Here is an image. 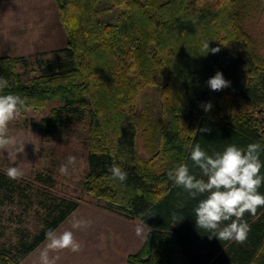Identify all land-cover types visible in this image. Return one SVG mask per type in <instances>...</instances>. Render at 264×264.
<instances>
[{"label": "trees", "instance_id": "16d2710c", "mask_svg": "<svg viewBox=\"0 0 264 264\" xmlns=\"http://www.w3.org/2000/svg\"><path fill=\"white\" fill-rule=\"evenodd\" d=\"M256 1L54 0L65 43L37 61V76L21 81L15 66L26 60L0 57V77L8 81L0 95L27 98L24 109L58 102L35 124L41 134L63 136L86 120L80 189L105 211L151 228L126 264H264V207L245 213L250 231L243 243L209 238L195 225L194 209L204 196L193 199L169 179L180 164L202 178L190 159L195 144L209 155L230 144L264 146V58L241 25ZM207 42L219 51L205 54ZM217 71L230 87L210 90L206 81ZM149 88L158 91L155 109L138 105ZM259 158L264 164V150ZM113 166L127 173L125 181L112 177ZM33 185L51 189L53 181L35 174L17 182L0 172V207L33 196L42 212L33 235L17 229L14 242L0 248V264L22 262L78 206L47 191L32 194ZM258 191L264 195V184ZM173 214L182 221L173 225Z\"/></svg>", "mask_w": 264, "mask_h": 264}, {"label": "rangeland", "instance_id": "374dc122", "mask_svg": "<svg viewBox=\"0 0 264 264\" xmlns=\"http://www.w3.org/2000/svg\"><path fill=\"white\" fill-rule=\"evenodd\" d=\"M256 4L257 1L253 2L251 7ZM241 25L252 38L257 52L264 58V0H260L256 10L242 19ZM64 43L65 33L54 0H0V57H22L26 60V66H15L21 81L26 82L37 76V61L50 59V52L62 48ZM158 99L156 89H145L139 95L138 105L155 109ZM58 106L57 101H52L42 110L26 108L15 121L10 122L9 134L25 144L23 152L17 155L12 151H0V172L6 174L9 167L20 168L24 175L16 181L23 183L30 181L35 174L49 175L53 181L51 189L33 185L30 192L39 194L47 191L53 196L76 201L78 206L70 220L84 215L85 219L91 217V220L96 221L94 214L89 213L88 217L85 211L91 208L92 211H101L103 203L92 199L80 189L88 154L86 120L72 125L63 136L44 135L35 127L41 118ZM136 149L143 154L139 137ZM68 156H74L76 164L69 166V174L65 176L59 169L66 163ZM36 203V198L32 196L29 201L17 200L12 205L0 207V248L14 242V231L17 229H24L29 236L39 229L42 212ZM108 215L114 216H111V222L99 219L94 225L82 229L86 232L79 240L82 243L80 252L73 253L65 249L56 251L57 255L54 256L55 253L50 251L49 256L55 258V264H125V256L134 253L144 238L135 233L139 222L125 220L109 212ZM70 220L65 221L68 222L67 226L72 227ZM62 224L55 233L61 231L64 227ZM71 231L75 232L76 229ZM48 242L47 238L19 264H39V255L45 250L43 245Z\"/></svg>", "mask_w": 264, "mask_h": 264}, {"label": "clouds", "instance_id": "9594fccd", "mask_svg": "<svg viewBox=\"0 0 264 264\" xmlns=\"http://www.w3.org/2000/svg\"><path fill=\"white\" fill-rule=\"evenodd\" d=\"M205 54H215L219 48H209L208 42L203 45ZM210 90L220 91L230 87V81L217 71L206 81ZM8 87V81L0 77V90ZM27 98L18 95H0V151H12L16 155L23 152L25 142L19 141L9 134V124L15 121L22 113ZM205 112L212 108L211 102L202 105ZM201 132L209 129L201 128ZM264 146L260 143H249L241 148L228 145L222 152L209 155L202 150L199 144L191 146L190 159L198 167L202 178L191 174L187 164H180L169 172V179L177 186L182 187L190 197L204 196L194 209L195 225L210 235L223 241L243 243L250 231L249 224L243 219L245 213L255 215L258 207H264V195L258 189L264 184V176L260 170V153ZM76 158L68 156L66 163L60 166V173L67 176L69 166H75ZM114 179L121 182L127 179V173L119 166L109 169ZM6 175L13 180L21 179L24 175L22 169L9 167ZM143 215V214H142ZM173 225L182 221L183 217L173 214ZM91 226L90 220L75 219L72 228H87ZM138 237L150 235L151 228L141 220L135 228ZM49 243L39 255V264H55V258L49 252L70 250L78 253L82 250V243L78 241L73 231L65 230L60 234L50 231Z\"/></svg>", "mask_w": 264, "mask_h": 264}, {"label": "crops", "instance_id": "0c3cea01", "mask_svg": "<svg viewBox=\"0 0 264 264\" xmlns=\"http://www.w3.org/2000/svg\"><path fill=\"white\" fill-rule=\"evenodd\" d=\"M76 209H77V208H76ZM76 209H75V210H76ZM92 209H93V208L86 210L85 213H88V214H86V215H88V217L90 216V214H94V215L96 216V217H95V218H96V221H95V220H91V219H90L91 217L85 219L86 216H84V215H82V216L79 217V218H74V219H71V220H70V217H72V215H74V211H75V210H74V211H73V212H72V213H71V214H70L65 220H66V221H69V220H70L71 223H73V221H74L75 219L90 220V221H91V225H94L96 222H99V219H103V221L106 222V223L111 222L110 219L112 218L111 216H113V215H111V216L108 215V212L105 211V210H103V209H102L103 211H102L101 209H100L101 211H99V210H94V211H92ZM95 211H96V212H95ZM98 211H99V212H98ZM103 212H104V213H103ZM89 213H90V214H89ZM113 217H114V216H113ZM65 220H64V221H65ZM64 221H63V222H64ZM66 221L64 222L65 224H64L63 222H62L63 224L61 223L62 226H64V227L61 229L60 232H63V231H65V230H70V231H71V230L74 229V228H72V227H70V226H67V223H68V222L66 223ZM129 221H130V220H129ZM59 226H60V225H59ZM100 227H102V226H100ZM57 228H58V227H57ZM57 228H56V229H57ZM56 229H55V230H56ZM82 229L84 230L85 228H79V229H76L75 232H73L74 235H75V237H76V239H77L78 241L81 240V235H82V234H85V232H86V231H83ZM55 230H54V231H55ZM60 232H58V233H60ZM87 232H88V231H87ZM58 233H56V234L58 235ZM89 233L92 234V231H89ZM94 233H95V232H94ZM94 233H93V235H94L95 237H98L97 234H94ZM47 238H48V237H47ZM47 238H46V239H47ZM46 239H45V240H46ZM45 240H44V241H45ZM143 240H144V238H143ZM143 240H142V242H143ZM142 242H141V244H142ZM48 243H49V242H48ZM48 243L44 244V245H43V248L46 249ZM141 244H140V246H141ZM110 245H111V244H110ZM110 245H108V247H109ZM38 246H39V245H38ZM38 246H37V247H38ZM102 246H103L102 249H104V245H102ZM140 246L137 247V248L139 249ZM37 247H36V248H37ZM36 248H35V249H36ZM35 249H34V250H35ZM138 249H137V250H138ZM34 250H33V251H34ZM137 250H136V251H137ZM33 251H32V252H33ZM136 251H135V252H136ZM135 252H134V253H135ZM54 253H55V252H54ZM129 254H133V253H129ZM129 254H128V255H129ZM56 255H57V254L55 253L54 256H56ZM126 257H127V255L125 256V258H126ZM125 258L123 259L124 262H125ZM122 264H123V263H122ZM125 264H126V263H125Z\"/></svg>", "mask_w": 264, "mask_h": 264}]
</instances>
